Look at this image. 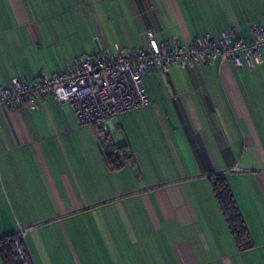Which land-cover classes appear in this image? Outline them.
<instances>
[{
  "label": "crops",
  "instance_id": "0c3cea01",
  "mask_svg": "<svg viewBox=\"0 0 264 264\" xmlns=\"http://www.w3.org/2000/svg\"><path fill=\"white\" fill-rule=\"evenodd\" d=\"M72 1L87 2L0 0V85L102 53L62 61L50 53L39 23ZM115 1L123 41L95 28L107 55L145 45L148 30L183 44L223 31L249 42L252 25L264 24V0ZM144 77L151 105L107 124L112 144L123 148L120 167L67 102L47 96L33 109H0V264L3 241L19 226L29 228L35 264H264V61L252 70L230 60L186 70L172 64ZM216 177L244 222L241 244Z\"/></svg>",
  "mask_w": 264,
  "mask_h": 264
},
{
  "label": "built area",
  "instance_id": "2783aa9c",
  "mask_svg": "<svg viewBox=\"0 0 264 264\" xmlns=\"http://www.w3.org/2000/svg\"><path fill=\"white\" fill-rule=\"evenodd\" d=\"M251 31L249 42L223 31L216 38L206 33L183 44L173 36L158 40L148 30L143 46L127 50L116 47L115 55L97 50L80 54L63 70L42 72L30 81L11 77L7 84L0 85V109L16 105L33 109L36 100L50 96L57 102L69 103L78 124L91 127L95 137L101 139L108 134L107 124L119 115L151 105L143 82L147 70L167 73L172 64L186 70L210 60H230L237 68L254 69L264 61V24H253ZM28 230L19 226L13 236L3 241L2 253L9 250L10 264H35L27 247Z\"/></svg>",
  "mask_w": 264,
  "mask_h": 264
},
{
  "label": "rangeland",
  "instance_id": "374dc122",
  "mask_svg": "<svg viewBox=\"0 0 264 264\" xmlns=\"http://www.w3.org/2000/svg\"><path fill=\"white\" fill-rule=\"evenodd\" d=\"M106 2V4H100L98 0H87L86 3L76 4L72 1L65 6L66 10L63 13L55 15L49 20L40 21L41 31L44 30L46 34H49L46 36L52 42L51 44L48 42L50 53L62 61L67 59L70 54L82 51L90 53L100 47L102 54L107 55L102 47L105 37L101 39V36L95 34V32L97 33L96 24H100V27L103 26L106 32L110 30L109 32L116 35L118 40L123 41L119 35L121 21H118V17L121 14L118 10L117 12L112 10V7L115 9L116 6H120L115 0H106ZM42 7L43 10L41 11H49L47 4L42 5ZM96 17L102 19H96ZM113 39L115 37L110 35L106 41L112 45ZM146 78L143 77L144 85L149 86L151 81L150 79L147 81Z\"/></svg>",
  "mask_w": 264,
  "mask_h": 264
},
{
  "label": "trees",
  "instance_id": "16d2710c",
  "mask_svg": "<svg viewBox=\"0 0 264 264\" xmlns=\"http://www.w3.org/2000/svg\"><path fill=\"white\" fill-rule=\"evenodd\" d=\"M122 146L116 147L115 148V153L111 154L108 156V159L112 164H114L117 167H120L122 162H116V160H119L120 158V153L122 151ZM214 188H215V193L218 199V202L220 204L221 209L224 212V215L226 216L229 224L231 231L236 239V241L241 244L242 242L245 241L247 237V231L244 226V222L241 218V215L239 213V209L237 207V204L234 200V197L231 193V190L229 189L228 185L226 184L225 180L221 179L220 177H216L214 180ZM6 249V248H5ZM8 250V249H6ZM3 258L6 262V264L11 263V256L8 252L4 255L3 251Z\"/></svg>",
  "mask_w": 264,
  "mask_h": 264
},
{
  "label": "water",
  "instance_id": "95a60500",
  "mask_svg": "<svg viewBox=\"0 0 264 264\" xmlns=\"http://www.w3.org/2000/svg\"><path fill=\"white\" fill-rule=\"evenodd\" d=\"M103 150H104V153L105 155H111V154H114L115 153V146L112 144V141L111 139L108 137V134L101 138V139H98Z\"/></svg>",
  "mask_w": 264,
  "mask_h": 264
}]
</instances>
